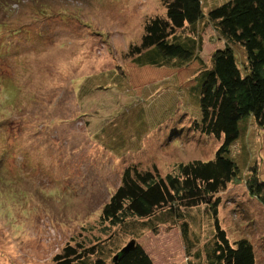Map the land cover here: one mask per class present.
<instances>
[{
	"label": "rangeland",
	"instance_id": "374dc122",
	"mask_svg": "<svg viewBox=\"0 0 264 264\" xmlns=\"http://www.w3.org/2000/svg\"><path fill=\"white\" fill-rule=\"evenodd\" d=\"M40 1L56 14L42 18L46 25L57 22L52 33L26 23L0 42V264H52L62 246L96 227L126 167L164 175L174 164L211 159L221 144L187 129L199 118L187 89L223 44L210 26L202 33V64L140 67L129 47L139 43L146 17L164 13L159 0ZM225 1L201 0L203 14ZM4 2L9 18L0 11L1 21L35 16L27 0ZM236 50L242 61V49ZM29 104L32 113L25 114ZM239 129L230 156L241 183L217 196V219L205 205L189 211L190 237L203 256L216 220L230 243L249 240L256 264H264V207L245 185L253 168L264 181V127L249 118ZM11 169L32 182L18 174L12 182ZM139 243L153 264H189L177 228L146 232Z\"/></svg>",
	"mask_w": 264,
	"mask_h": 264
},
{
	"label": "trees",
	"instance_id": "16d2710c",
	"mask_svg": "<svg viewBox=\"0 0 264 264\" xmlns=\"http://www.w3.org/2000/svg\"><path fill=\"white\" fill-rule=\"evenodd\" d=\"M159 1L164 13L144 19L140 41L130 45L128 56L140 67L182 69L192 62L202 64V33L204 26H210L223 44L213 52L210 64L194 74L195 85L187 89L199 108V118L190 119L187 129L195 136H213L221 144L211 159L174 164V170L164 175L155 168L152 172L136 165L124 167L120 184L103 205L96 227L62 246L53 255L52 264H153L139 241L146 232L157 234L160 227L178 229L189 264H256L252 243L247 239L230 243L216 220L211 239L202 243V256L197 238L192 241L190 237L188 213L205 205L217 219V196L227 192L231 184L241 183L237 164L230 156L231 145L240 134V121L252 118L258 128L264 127V0L225 1L205 15L201 0ZM27 2L36 17L19 24L0 20L1 43L7 42L20 25L28 23L44 34L57 23L46 25L43 20L46 15H56L52 7L40 0ZM4 6L0 0V11H5L8 19ZM66 24L71 26V22ZM237 48L243 51L242 61L238 60ZM3 54L1 51L0 64ZM34 95L36 98L38 93ZM176 96L188 103L182 94ZM30 106L25 114L32 113ZM10 173L12 182L15 174L25 184L32 182L15 170ZM245 185L264 207V181L256 168L247 175ZM129 240L134 245L123 252Z\"/></svg>",
	"mask_w": 264,
	"mask_h": 264
},
{
	"label": "water",
	"instance_id": "95a60500",
	"mask_svg": "<svg viewBox=\"0 0 264 264\" xmlns=\"http://www.w3.org/2000/svg\"><path fill=\"white\" fill-rule=\"evenodd\" d=\"M134 245V241H131L130 243H128L124 248H122L123 252L128 251L129 249H131Z\"/></svg>",
	"mask_w": 264,
	"mask_h": 264
}]
</instances>
